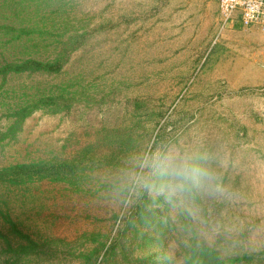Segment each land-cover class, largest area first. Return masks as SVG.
Returning <instances> with one entry per match:
<instances>
[{"label":"rangeland","instance_id":"374dc122","mask_svg":"<svg viewBox=\"0 0 264 264\" xmlns=\"http://www.w3.org/2000/svg\"><path fill=\"white\" fill-rule=\"evenodd\" d=\"M0 8V61L77 41L58 75L0 77V169L81 162L71 180L4 190L39 246L18 264H195L203 248L215 264H264V30L225 23L219 0ZM4 15L26 25L19 40ZM46 21L61 23L48 49ZM179 162L210 178L174 179ZM7 250L0 238V264Z\"/></svg>","mask_w":264,"mask_h":264},{"label":"trees","instance_id":"16d2710c","mask_svg":"<svg viewBox=\"0 0 264 264\" xmlns=\"http://www.w3.org/2000/svg\"><path fill=\"white\" fill-rule=\"evenodd\" d=\"M1 10V8H0ZM9 15L3 16L2 26L5 29V33L12 32L13 40H19L22 36V32L26 30V25L17 26L14 20H7ZM26 24V22H25ZM60 22L46 21V49L50 48L51 45L56 43L54 37L61 36L58 31L54 28L59 29ZM23 28V30H22ZM53 39L54 41L50 40ZM10 42V41H9ZM28 43V40L26 41ZM77 41L73 42L72 46L69 43L64 48L61 47L60 51L47 54L46 58L41 59L36 57V51L31 53L21 52V57L16 55L12 60L7 57H3L0 62H4L0 65V77L5 80L11 73H45L47 75H58L62 72L63 68L69 62L70 57L74 54L73 50H76ZM48 101H54L53 95H48ZM54 98V99H53ZM20 114V113H19ZM23 114H21L22 116ZM81 162H77L76 159L72 158L67 161L61 157L58 159L46 158L45 160H35L17 162L8 167L4 166L0 169V216L4 224V228L0 229V238L7 241L8 250L7 252H13L14 256L9 260L8 264H18L17 262L22 258L23 255L40 253L36 251L39 247L35 238H33L28 231L24 229V223L13 217L9 205V197L6 196V191L17 190V188H25L26 186L33 185L36 183H42L46 180H53L61 182L64 180H71L77 177L80 172ZM14 241H20V243L14 247ZM21 241H28V244L24 245ZM203 255L195 259V264H215L214 250L210 249L207 251L203 248ZM15 258V260H14Z\"/></svg>","mask_w":264,"mask_h":264},{"label":"built area","instance_id":"2783aa9c","mask_svg":"<svg viewBox=\"0 0 264 264\" xmlns=\"http://www.w3.org/2000/svg\"><path fill=\"white\" fill-rule=\"evenodd\" d=\"M219 10L225 23L237 21L264 30V0H219Z\"/></svg>","mask_w":264,"mask_h":264},{"label":"clouds","instance_id":"9594fccd","mask_svg":"<svg viewBox=\"0 0 264 264\" xmlns=\"http://www.w3.org/2000/svg\"><path fill=\"white\" fill-rule=\"evenodd\" d=\"M169 175L179 181H194L198 176L210 178L208 173L190 167L187 162L173 164Z\"/></svg>","mask_w":264,"mask_h":264}]
</instances>
